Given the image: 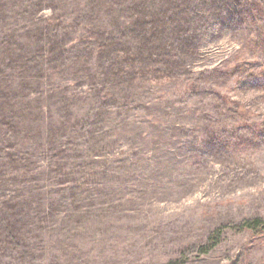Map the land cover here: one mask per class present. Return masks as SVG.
Listing matches in <instances>:
<instances>
[{"label": "rangeland", "instance_id": "1", "mask_svg": "<svg viewBox=\"0 0 264 264\" xmlns=\"http://www.w3.org/2000/svg\"><path fill=\"white\" fill-rule=\"evenodd\" d=\"M256 1L0 0V264H264Z\"/></svg>", "mask_w": 264, "mask_h": 264}, {"label": "trees", "instance_id": "2", "mask_svg": "<svg viewBox=\"0 0 264 264\" xmlns=\"http://www.w3.org/2000/svg\"><path fill=\"white\" fill-rule=\"evenodd\" d=\"M256 5H257V7H256V10H254L255 14L253 16H254L256 22H258L257 24L260 25L261 31H262L264 29V8H263L262 4L258 3L257 1H256ZM254 77H255L254 79H257V80L258 79L259 80L262 79L264 81V62H263V64H259V72ZM260 132H261V130H260ZM239 144L240 145L243 144L242 147L246 148V147H248L251 144V141L246 139V140H242L241 143H239ZM259 224L260 225L262 224L263 227H264V222L261 223L260 220H253V221H251V220L248 221L247 220V221L242 223V226H243L244 229H246L247 227L251 228L252 225H259ZM214 237H215V235H213L210 238V240H212Z\"/></svg>", "mask_w": 264, "mask_h": 264}]
</instances>
